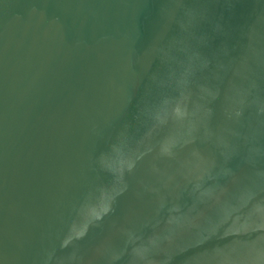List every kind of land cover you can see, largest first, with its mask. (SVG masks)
Instances as JSON below:
<instances>
[{
    "label": "water",
    "instance_id": "obj_1",
    "mask_svg": "<svg viewBox=\"0 0 264 264\" xmlns=\"http://www.w3.org/2000/svg\"><path fill=\"white\" fill-rule=\"evenodd\" d=\"M0 264H264V0H0Z\"/></svg>",
    "mask_w": 264,
    "mask_h": 264
}]
</instances>
